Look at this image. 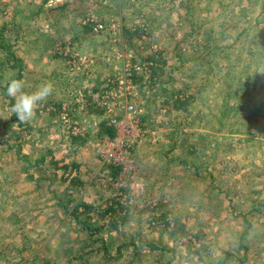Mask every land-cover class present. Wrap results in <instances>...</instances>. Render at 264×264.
<instances>
[{
    "label": "rangeland",
    "instance_id": "rangeland-1",
    "mask_svg": "<svg viewBox=\"0 0 264 264\" xmlns=\"http://www.w3.org/2000/svg\"><path fill=\"white\" fill-rule=\"evenodd\" d=\"M63 1L0 0V41L24 91L53 89L20 123L4 87L17 68L0 63V264H264V0L48 11ZM88 14L102 30L85 31ZM112 118L135 182L119 185L96 151ZM53 163L78 164L79 183Z\"/></svg>",
    "mask_w": 264,
    "mask_h": 264
},
{
    "label": "trees",
    "instance_id": "trees-1",
    "mask_svg": "<svg viewBox=\"0 0 264 264\" xmlns=\"http://www.w3.org/2000/svg\"><path fill=\"white\" fill-rule=\"evenodd\" d=\"M69 3L68 0H64L61 5H55L53 7H50L48 9L49 12H52L53 10L59 8V7H63L65 5H67ZM91 17V15H84L83 17L80 18V25H82V27L85 29V31L91 29V24L90 23H93L92 21H89V20H85L87 19L88 17ZM83 19V20H82ZM128 28H124V30L127 31ZM129 32V31H128ZM1 38V41H2V37L0 36ZM0 41V44H1V47L5 50L6 49V52L5 54H3V57L0 59L2 60V62H0L2 65H4L6 67V69H10L12 70L13 67L17 68L16 70V73H9L8 74V80H5L4 81V87L6 88L7 85H8V82L13 79V78H16V79H19L20 78V70H22V66L21 65H18L16 64L18 62V57L15 56V54L11 51V49L9 48L10 44H2V42ZM147 58L152 61L151 64L155 63L156 62V59L153 57V56H150L148 55ZM132 61L134 62L135 59H132ZM20 64V63H19ZM147 65H144V64H141L140 65V69H143V67H145ZM149 67H154L153 65H150ZM129 78L134 82V83H137V82H141L143 80V72L142 73H139V70L137 71L135 69V66L133 65L132 67H130L129 69ZM147 73V72H146ZM148 74V73H147ZM150 74H154L153 70L150 69ZM148 77H149V74H148ZM149 80V79H148ZM3 82V80H2ZM185 101H181L179 100L178 98H176L174 100V104L177 106H179L180 104L184 103ZM106 122L108 121H102L99 123L98 125V129H99V134L102 135V134H106L107 138H113L115 135H116V131L115 129L113 128V126L109 123L106 124ZM79 138L80 135H78ZM53 168L54 169H61L60 171V179L62 180H66V178L68 177L70 180L69 184L70 185H77L79 183V175H78V172H77V168H78V164H74L72 163L71 166L69 165H66L64 164L63 166H58L53 163ZM68 170V171H67ZM74 171V173L71 175V172ZM117 171H118V168L115 167V166H110V173H111V177L112 178H115L116 175H117ZM118 203V202H116ZM86 207H92L93 209H96V206H89V205H85ZM110 210H114V208H112V206H109L108 208L105 209V212H108ZM77 217V216H76ZM79 220V219H78ZM89 217H86L82 222V224L84 226H86L88 228V230L90 229V227H92V223H89ZM80 222V221H79ZM98 230V229H95L93 232L89 233V234H92V233H95V231Z\"/></svg>",
    "mask_w": 264,
    "mask_h": 264
},
{
    "label": "built area",
    "instance_id": "built-area-1",
    "mask_svg": "<svg viewBox=\"0 0 264 264\" xmlns=\"http://www.w3.org/2000/svg\"><path fill=\"white\" fill-rule=\"evenodd\" d=\"M92 21L93 23L91 24V28L94 31H99L102 30L103 24L94 22L92 19H85ZM135 69L140 71V68L135 67ZM98 104V103H97ZM100 105V104H99ZM104 107L105 105H100ZM133 105L129 104L126 106V110L132 109ZM66 104H61L60 109H59V114L63 122H70V119L68 118V113L66 111ZM47 110H52L51 108L47 107ZM116 118H112L109 120V123L116 129V135L113 138H102L100 141H98L95 146H96V151L98 152V155L100 158L105 161L108 165L115 166L118 168L119 174L117 177V182L118 184H123L125 182V179H129L133 182V175L129 172L126 171L127 166H129V163L131 165L132 160L130 159V153L129 149L131 150V143H128L127 139L123 138L121 139V135H119L118 129H117V124H116ZM76 124V123H74ZM79 128L76 125H72V132L74 134H80L78 130ZM113 149V152H111V156L107 157V152L109 149ZM134 174V172H133ZM131 202V200H129Z\"/></svg>",
    "mask_w": 264,
    "mask_h": 264
},
{
    "label": "clouds",
    "instance_id": "clouds-1",
    "mask_svg": "<svg viewBox=\"0 0 264 264\" xmlns=\"http://www.w3.org/2000/svg\"><path fill=\"white\" fill-rule=\"evenodd\" d=\"M52 91V86L46 83L33 92H26L23 81L16 78L11 79L6 87V95L14 101L11 112L17 115L20 123L30 121L38 102L45 100Z\"/></svg>",
    "mask_w": 264,
    "mask_h": 264
},
{
    "label": "crops",
    "instance_id": "crops-1",
    "mask_svg": "<svg viewBox=\"0 0 264 264\" xmlns=\"http://www.w3.org/2000/svg\"><path fill=\"white\" fill-rule=\"evenodd\" d=\"M68 186H71V185H68ZM68 186H67V187H68ZM208 194H210V196H215V195H217V194H216V191H214V189H212L211 192L208 193ZM208 194H207V195H208ZM217 196H219V195H217ZM250 258H252V257L250 256L249 259H250ZM250 261H251V259H250ZM251 264H252V263H251Z\"/></svg>",
    "mask_w": 264,
    "mask_h": 264
}]
</instances>
